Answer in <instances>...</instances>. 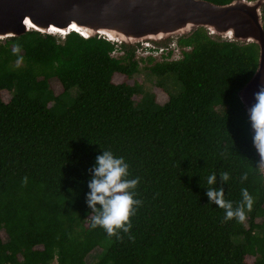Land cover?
<instances>
[{
  "label": "trees",
  "instance_id": "1",
  "mask_svg": "<svg viewBox=\"0 0 264 264\" xmlns=\"http://www.w3.org/2000/svg\"><path fill=\"white\" fill-rule=\"evenodd\" d=\"M174 43L189 47L179 59H141L158 86L181 85L159 104L133 78L140 43L113 57L116 43L76 31L0 39V264H264V173L239 96L259 48L203 27ZM102 149L139 177L142 203L119 238L87 219L88 170ZM224 171L215 186L226 200L235 207L242 188L253 197L243 222L224 221L205 195L206 176Z\"/></svg>",
  "mask_w": 264,
  "mask_h": 264
},
{
  "label": "water",
  "instance_id": "2",
  "mask_svg": "<svg viewBox=\"0 0 264 264\" xmlns=\"http://www.w3.org/2000/svg\"><path fill=\"white\" fill-rule=\"evenodd\" d=\"M263 5L264 0H0V39L29 30L55 35L76 31L118 45H154L203 27L212 37L258 46L256 70L239 93L247 109L258 85L264 84ZM257 155L264 173V156Z\"/></svg>",
  "mask_w": 264,
  "mask_h": 264
},
{
  "label": "clouds",
  "instance_id": "3",
  "mask_svg": "<svg viewBox=\"0 0 264 264\" xmlns=\"http://www.w3.org/2000/svg\"><path fill=\"white\" fill-rule=\"evenodd\" d=\"M254 102L247 107V119L251 129V140L257 153L264 156V84L258 85L253 93ZM129 165L123 156L114 155L111 150L102 149L95 156L89 168L87 181L88 191L85 203L92 213L91 227L100 226L109 235L119 238V232H129L132 227L130 216L142 202L135 197V188L139 177L129 178ZM220 181L228 182L229 173H210L206 176L205 195L211 204L223 209V220L235 218L238 222L246 219V211H251L253 197L246 188L241 189V201L233 206V202L224 198L223 189L216 187L217 175ZM246 177L242 176L241 179Z\"/></svg>",
  "mask_w": 264,
  "mask_h": 264
},
{
  "label": "rangeland",
  "instance_id": "4",
  "mask_svg": "<svg viewBox=\"0 0 264 264\" xmlns=\"http://www.w3.org/2000/svg\"><path fill=\"white\" fill-rule=\"evenodd\" d=\"M168 39H170V38H168ZM168 39H166V40H168ZM171 39L176 40L175 38H171ZM171 47H175V46L172 45ZM156 49L158 50L160 48H156ZM163 55L162 56H153V57L156 60L160 61V60H162ZM148 65H150V64L145 62V61H141L140 65H139V70H138V72H136L133 75V78L140 81L143 84L144 89L146 91L155 94V100L157 103L164 104L168 100L169 93L177 95L181 92V90H182L181 85L178 83V80L174 77H170V78L165 79L163 87L158 86L156 83L155 77L151 74L150 70L148 69ZM121 80H122V77L117 78L114 81L120 82ZM50 86L53 89V91L55 92V94H59L63 91V87H62L61 83L56 78H52L50 80ZM1 97L4 101L7 102L10 100L11 95L8 91L4 90L1 92ZM258 221H260V219H258ZM0 234L4 240H7V236L3 230L0 231ZM100 252H101L100 248H98V247L95 248L94 250H92L87 255L86 261L87 262L93 261ZM247 260L252 262L254 260V258L251 256H247Z\"/></svg>",
  "mask_w": 264,
  "mask_h": 264
},
{
  "label": "bare ground",
  "instance_id": "5",
  "mask_svg": "<svg viewBox=\"0 0 264 264\" xmlns=\"http://www.w3.org/2000/svg\"><path fill=\"white\" fill-rule=\"evenodd\" d=\"M67 34V33H66ZM65 33L64 34H60L62 37H64L65 35H66ZM177 40V39H176ZM165 41V40H164ZM161 42H163V41H161ZM161 42H158V43H155L154 45H152V44H144V45H142L141 44V49H139V50H142V49H144V48H146V47H150L152 50H157L156 48H167V47H171L172 45H174L175 47H179L180 49H181V56H180V58L182 57V51L183 50H189V47H185V46H181V45H179V44H177V43H174L175 42V40L174 41H171V43H170V45H168V46H160V43ZM113 43V42H112ZM116 45L118 46L117 48H115L111 53H110V55L111 56H113V57H120V56H122V55H124V50L123 49H121L120 48V46L121 45H118L117 43H116ZM123 45V44H122ZM115 50H117L118 52L116 53V54H114V51ZM138 50V51H139ZM170 54H168V55H163V58H167V59H177V58H172L171 57V54H172V51L170 50V52H169ZM148 56H152L153 57V55H148ZM148 56H140L139 54H138V52H137V59L139 60V62H141L142 60V58H146V57H148ZM165 56V57H164ZM154 58V57H153ZM162 58V59H163ZM178 59H179V57H178Z\"/></svg>",
  "mask_w": 264,
  "mask_h": 264
},
{
  "label": "built area",
  "instance_id": "6",
  "mask_svg": "<svg viewBox=\"0 0 264 264\" xmlns=\"http://www.w3.org/2000/svg\"><path fill=\"white\" fill-rule=\"evenodd\" d=\"M170 50H172L171 57L172 58H178L181 56V49L179 47H167V48H160L158 50H152L150 47H146L142 50L138 51V54L140 56H148V55H153V56H162L163 54L168 55ZM118 51L115 50L114 54H116Z\"/></svg>",
  "mask_w": 264,
  "mask_h": 264
}]
</instances>
